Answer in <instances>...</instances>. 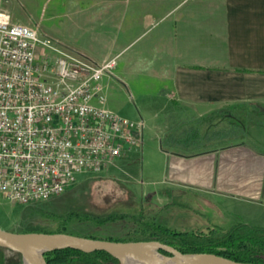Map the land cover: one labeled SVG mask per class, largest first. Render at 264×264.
<instances>
[{
	"label": "crops",
	"instance_id": "obj_1",
	"mask_svg": "<svg viewBox=\"0 0 264 264\" xmlns=\"http://www.w3.org/2000/svg\"><path fill=\"white\" fill-rule=\"evenodd\" d=\"M9 1L14 22L118 57L108 95L154 86L142 118L163 150L164 206L193 193L220 228H264V0Z\"/></svg>",
	"mask_w": 264,
	"mask_h": 264
},
{
	"label": "built area",
	"instance_id": "obj_2",
	"mask_svg": "<svg viewBox=\"0 0 264 264\" xmlns=\"http://www.w3.org/2000/svg\"><path fill=\"white\" fill-rule=\"evenodd\" d=\"M117 66L118 57L96 62L14 22L0 0V198L48 202L78 175L122 168L145 123L108 105Z\"/></svg>",
	"mask_w": 264,
	"mask_h": 264
},
{
	"label": "rangeland",
	"instance_id": "obj_3",
	"mask_svg": "<svg viewBox=\"0 0 264 264\" xmlns=\"http://www.w3.org/2000/svg\"><path fill=\"white\" fill-rule=\"evenodd\" d=\"M15 1L20 4L19 0ZM10 3L9 0H4L7 10ZM153 88L154 86L138 84L121 85L115 90L112 89L110 95L107 92L108 105L123 118L135 122L144 118L147 122L144 104H150L156 92ZM153 135L147 123L142 145L134 149L128 160L119 162L121 165L124 164L123 168H110L101 173L78 175L77 184L59 196L63 198L61 209L63 213L60 216L31 213L22 219L26 209L52 208L50 201L23 205L0 198V229L26 233L29 228L58 231L66 227L76 235H105L101 226L79 220L77 217L66 219L65 211L107 216L135 214L141 210L152 213L155 209L164 208L168 199L165 194H158L155 189L165 188L161 185V180L166 163L160 143ZM182 197L184 201L182 204L172 205L161 214L162 223L182 232L208 231L218 227V214L214 208L204 203L196 206L194 203H198L200 198L193 193H184ZM192 203L193 207L196 206L194 208L203 212H192Z\"/></svg>",
	"mask_w": 264,
	"mask_h": 264
},
{
	"label": "trees",
	"instance_id": "obj_4",
	"mask_svg": "<svg viewBox=\"0 0 264 264\" xmlns=\"http://www.w3.org/2000/svg\"><path fill=\"white\" fill-rule=\"evenodd\" d=\"M62 200L59 197L50 200V209L40 207L37 210L26 209L22 215L41 214L46 216L62 215ZM169 206L155 209L152 213L141 210L135 214H110L96 216L80 214L66 210V219L77 217L79 220L101 226L105 235H77L92 239L114 242L159 241L170 245L182 253H213L237 262L264 264V228L245 223H237L230 228L215 227L208 231L182 232L171 229L161 222V214ZM73 215V216H72ZM28 232L67 233L69 229L49 231L41 228H29ZM27 233V232H26ZM169 255L168 253L161 251ZM48 264H120L119 260L107 252L84 253L75 249H62L44 255ZM0 264H23L19 253L0 247Z\"/></svg>",
	"mask_w": 264,
	"mask_h": 264
},
{
	"label": "water",
	"instance_id": "obj_5",
	"mask_svg": "<svg viewBox=\"0 0 264 264\" xmlns=\"http://www.w3.org/2000/svg\"><path fill=\"white\" fill-rule=\"evenodd\" d=\"M0 247L21 254L23 264H48L44 255L62 249L84 253L104 251L120 264H251L213 253H182L159 241L114 242L67 233H18L0 229Z\"/></svg>",
	"mask_w": 264,
	"mask_h": 264
}]
</instances>
